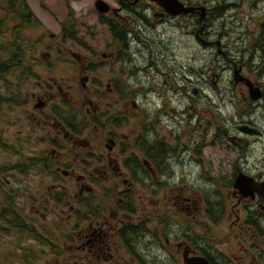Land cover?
Masks as SVG:
<instances>
[{"label":"flooded vegetation","instance_id":"af4514ba","mask_svg":"<svg viewBox=\"0 0 264 264\" xmlns=\"http://www.w3.org/2000/svg\"><path fill=\"white\" fill-rule=\"evenodd\" d=\"M176 1L191 11L173 15L166 0H19L31 24L8 9L13 24L0 28L2 46L45 42L49 58L63 50L57 59L78 67V90L101 98L70 111L30 99L41 114L50 106L46 124L40 136L10 140H37L43 157L28 161L66 181L39 199L65 201L62 233L1 204L0 264H264V65L210 39L205 21L237 3ZM178 28L190 40L185 66L172 56ZM254 38L248 45L264 52L263 38ZM195 45L223 64L195 68ZM90 124L99 136H86Z\"/></svg>","mask_w":264,"mask_h":264},{"label":"rangeland","instance_id":"374dc122","mask_svg":"<svg viewBox=\"0 0 264 264\" xmlns=\"http://www.w3.org/2000/svg\"><path fill=\"white\" fill-rule=\"evenodd\" d=\"M228 2L237 3V5L230 7L221 16L210 17L208 15L210 17L209 21H205L214 30L210 39L234 45L233 50H236V47L239 50L240 48L245 50L248 57L251 58L250 66L252 67L254 65L257 66V64L264 65V61L261 58H264V52H261L254 46L250 48L248 45V40L250 41V39H247L250 34L251 38H254V35L256 38L264 37L262 33L264 32V0L258 1L256 5H254L255 0H228ZM10 15L11 12H8L6 1L0 0V23L2 24L0 28L2 26L7 28V26L13 24ZM39 19L44 21L46 28H51L48 17L39 16ZM41 31L42 27L28 31L27 35L35 40L40 36ZM49 31L54 32L55 30L50 29ZM244 32L246 34H243ZM173 36H176V39L171 43L174 50L172 56H176L178 62L184 64L185 56L190 48V40L185 33V29L181 30L178 28L176 33H173ZM28 37L26 36L25 39L32 41ZM3 38L4 32L0 30V59L2 61L10 57V54L6 52V48L8 47L1 45V42L4 41ZM5 39L8 40L7 36ZM27 44L24 43L20 48L23 54V61L20 67L13 69L11 74L8 72L0 76V212L1 204H5L8 210L14 207L19 213L23 212L25 216L35 219L49 231L58 235V233H62V230L57 229L56 226L63 224V217L58 214L59 207L65 201L55 204V200L47 202L46 200L40 201L39 199L44 194L51 195L52 197L55 196L57 191L52 190L53 192L48 193L47 191H51L48 186L57 181L65 184L66 181L63 179L54 180L48 173L43 172L45 168L31 165L28 161V157H43L41 154L36 153L37 150H34L37 140L10 139L27 133L28 136L32 137L40 136L39 127L46 124L44 114H47L51 105H57L56 107L61 106L65 110L70 111L72 104L86 100L95 103L99 101L101 95L100 91L96 89L93 92H86V94L78 90L75 86L79 78L77 73L78 67H70L64 61L57 59V57L63 56V50L53 48L52 52L54 54L49 58L46 53H43L48 51L44 47L46 45L45 42H42V45L37 48ZM8 50H12V47H9ZM195 50L197 52L196 60L193 63L195 68L205 70L211 68L212 71H216L223 64L224 60L221 56L208 55L201 47H197L196 45ZM34 74H37V76ZM52 82L54 83V87L49 86ZM207 85L209 84L207 83ZM56 88L60 89V92H56ZM58 94H63L62 96L67 101L65 102L63 98L62 102H53L61 98ZM35 96L46 100L50 105L46 108L45 113L41 114L33 109L30 99ZM130 100L126 102V108L122 112L125 117L129 115L128 110L130 108L133 109ZM130 112L132 113V111ZM101 119L104 118L101 117ZM75 122L76 120L73 119V123ZM85 122L87 121L85 120ZM117 123L121 124V127L123 126L121 120ZM96 125L99 126L98 124ZM87 131L86 136L89 137L100 135V131L95 128L94 124H90ZM107 131L108 129L106 128L103 133ZM117 133L120 134V131ZM121 137L123 138L120 134ZM8 142L11 143L8 144ZM23 162L28 163V165L22 171H13L18 164ZM12 188L13 190L9 191ZM2 189L8 190L7 193L3 192L4 194H2ZM36 209L46 213L45 217L36 214ZM48 230L41 231L46 233Z\"/></svg>","mask_w":264,"mask_h":264},{"label":"trees","instance_id":"16d2710c","mask_svg":"<svg viewBox=\"0 0 264 264\" xmlns=\"http://www.w3.org/2000/svg\"><path fill=\"white\" fill-rule=\"evenodd\" d=\"M17 2L19 4H17ZM6 3L8 4V9L18 10L19 12L24 13V20L31 19L33 20V16L26 11V4L24 2H19V0H6ZM33 24V21L32 23ZM250 41L254 42V38H250ZM264 42V37L263 40ZM255 47V44L253 45ZM264 47V43H263ZM6 52L10 54V57L4 61L0 59V76L6 73H11L13 69L20 67L22 61H23V54L21 52V49L12 48V50H8L6 48ZM260 71L264 72V68H262ZM37 163L44 165V163L40 160L37 161Z\"/></svg>","mask_w":264,"mask_h":264},{"label":"water","instance_id":"95a60500","mask_svg":"<svg viewBox=\"0 0 264 264\" xmlns=\"http://www.w3.org/2000/svg\"><path fill=\"white\" fill-rule=\"evenodd\" d=\"M167 9L172 14H177L179 12L187 13L191 11L190 7L183 6L181 3L176 0H167Z\"/></svg>","mask_w":264,"mask_h":264},{"label":"bare ground","instance_id":"6f19581e","mask_svg":"<svg viewBox=\"0 0 264 264\" xmlns=\"http://www.w3.org/2000/svg\"><path fill=\"white\" fill-rule=\"evenodd\" d=\"M166 2H167V0H166ZM225 25H226V24H225ZM217 27H218V26H217ZM225 27H226V26H225ZM223 28H224V27H223ZM217 29H219V28H217ZM224 29H225V28H224ZM229 29H230V27H229ZM226 30H227V29H226ZM226 30H224V31H226ZM229 33H230V30H229ZM229 33H228V34H229ZM235 41H237V40H235ZM233 42H234V41H233ZM236 44H237V43H236ZM240 46H241V45H240ZM247 46H248V45H247ZM242 47H243V46H242ZM255 47H256V46H255ZM233 48H234V47H233ZM236 48H237V47H236ZM250 48H251V46H250ZM246 49H247V48H246ZM248 49H249V47H248ZM255 49H256V48H255ZM252 50H253V49H252ZM260 51H261V50H260ZM231 52H232V51H231ZM239 52H240V50H239ZM242 52H243V51H242ZM244 52H245V50H244ZM232 53H233V52H232ZM232 53H231V54H232ZM249 53H250V51H249ZM249 53H248V54H249ZM244 54H245V53H244ZM246 55H247V54H246ZM228 56H229V55H228ZM236 56H237V55H236ZM241 56H242V54H241ZM243 56H244V55H243ZM218 58H219V57H218ZM255 58H256V57H255ZM220 60H221V59H220ZM218 62H219V61H218ZM218 64H219V63H218Z\"/></svg>","mask_w":264,"mask_h":264}]
</instances>
